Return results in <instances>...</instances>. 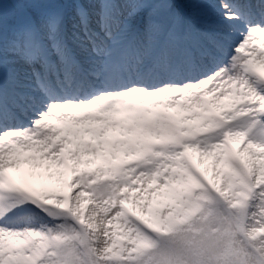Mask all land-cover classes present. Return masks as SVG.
Masks as SVG:
<instances>
[{"label":"snow or ice","instance_id":"snow-or-ice-1","mask_svg":"<svg viewBox=\"0 0 264 264\" xmlns=\"http://www.w3.org/2000/svg\"><path fill=\"white\" fill-rule=\"evenodd\" d=\"M0 264H264V0H0Z\"/></svg>","mask_w":264,"mask_h":264},{"label":"bare ground","instance_id":"bare-ground-1","mask_svg":"<svg viewBox=\"0 0 264 264\" xmlns=\"http://www.w3.org/2000/svg\"><path fill=\"white\" fill-rule=\"evenodd\" d=\"M206 166L208 168V172H207L208 177L210 179H212L211 161H206ZM37 171H39V170H37ZM13 172L16 173L15 178L23 186H26V184H27L28 187H33V186H31V184L34 183V184H36L37 189H43V190L49 191V192L57 190L56 185H54L50 182H47L45 180H42L39 177H34V176L30 175L29 174L30 170L28 169V167L26 165H22L19 170L15 169ZM157 199H158V197H156V200Z\"/></svg>","mask_w":264,"mask_h":264},{"label":"rangeland","instance_id":"rangeland-1","mask_svg":"<svg viewBox=\"0 0 264 264\" xmlns=\"http://www.w3.org/2000/svg\"><path fill=\"white\" fill-rule=\"evenodd\" d=\"M14 170H15V169H13L12 171H14ZM10 171H11V170H10ZM12 171H11V172H12ZM15 174H16V173H15ZM209 179H210V178H209ZM31 186H33V187L35 186L34 188H36V184H34V183H32ZM26 187H28L27 184H26ZM157 197H158V199H157L158 201H159V200H165V199H167V198H168V191H167V190L162 191Z\"/></svg>","mask_w":264,"mask_h":264}]
</instances>
